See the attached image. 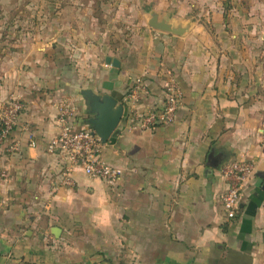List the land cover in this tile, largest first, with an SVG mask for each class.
Segmentation results:
<instances>
[{"label": "crops", "instance_id": "crops-1", "mask_svg": "<svg viewBox=\"0 0 264 264\" xmlns=\"http://www.w3.org/2000/svg\"><path fill=\"white\" fill-rule=\"evenodd\" d=\"M231 3L206 1L198 19L149 0H0V104L26 106L0 147V264H264V0ZM154 13L183 35L152 29ZM170 77L175 122L133 129L130 112L161 109ZM84 90L124 105L102 154L124 170L115 185L75 172L66 186L47 151L61 102L93 117ZM238 159L256 173L230 221L221 168Z\"/></svg>", "mask_w": 264, "mask_h": 264}, {"label": "built area", "instance_id": "built-area-1", "mask_svg": "<svg viewBox=\"0 0 264 264\" xmlns=\"http://www.w3.org/2000/svg\"><path fill=\"white\" fill-rule=\"evenodd\" d=\"M143 84L142 78L137 79L135 86L128 93L129 101L136 102L139 99ZM182 99L183 91L180 85L174 77H170L165 87V102L161 109L148 112L133 109L130 112L129 118L133 129L154 130L159 126L174 123ZM25 110V104L16 97L0 104V147L8 141L16 129L20 128ZM57 126L59 133L49 142L47 151L66 161L62 171V180L66 186L73 185L75 172H82L88 177L100 179L111 185L121 180L124 170L103 159L104 143L68 101L58 105ZM261 136L264 145V124ZM29 139L30 147L35 148L36 141L33 134H30ZM18 146L15 144L9 147V152H17ZM255 173V164L247 159L228 161L222 166L221 175L227 185V190L222 197V209L228 220L233 221L237 217L241 209L243 193ZM6 177V172L1 174V178Z\"/></svg>", "mask_w": 264, "mask_h": 264}, {"label": "water", "instance_id": "water-1", "mask_svg": "<svg viewBox=\"0 0 264 264\" xmlns=\"http://www.w3.org/2000/svg\"><path fill=\"white\" fill-rule=\"evenodd\" d=\"M149 26L154 30L176 35H183L185 32L184 28L174 27L171 23L160 18L157 13L152 14ZM107 64L112 65L113 68L121 67V63L117 59L110 57L107 58ZM103 88L111 91L112 83L106 82ZM82 94L88 100L89 111L93 116L87 123L92 127L94 133L100 137L104 144L108 143L111 138H117L121 134L118 127L124 117V105L113 96H102L92 90H84Z\"/></svg>", "mask_w": 264, "mask_h": 264}, {"label": "rangeland", "instance_id": "rangeland-1", "mask_svg": "<svg viewBox=\"0 0 264 264\" xmlns=\"http://www.w3.org/2000/svg\"><path fill=\"white\" fill-rule=\"evenodd\" d=\"M148 1V0H147ZM209 0H149L150 7L157 10L158 14L166 13L169 16L178 15L182 10L188 16L203 19V4ZM224 3L225 10H230L232 0H214ZM195 6V7H194ZM150 8V9H151ZM159 10V11H158Z\"/></svg>", "mask_w": 264, "mask_h": 264}]
</instances>
